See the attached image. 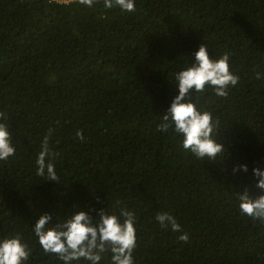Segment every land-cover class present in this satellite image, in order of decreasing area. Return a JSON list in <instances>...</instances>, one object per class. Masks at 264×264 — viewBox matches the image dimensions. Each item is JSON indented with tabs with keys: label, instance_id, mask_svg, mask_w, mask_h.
Returning a JSON list of instances; mask_svg holds the SVG:
<instances>
[{
	"label": "trees",
	"instance_id": "trees-1",
	"mask_svg": "<svg viewBox=\"0 0 264 264\" xmlns=\"http://www.w3.org/2000/svg\"><path fill=\"white\" fill-rule=\"evenodd\" d=\"M202 44L214 60L228 53L239 77L226 98L193 93L220 122L225 151L215 161L186 152L172 129L157 131L179 94L175 74ZM0 112L16 148L0 161V240L19 234L26 264H63L37 242L41 215L52 226L101 209L135 214L134 264H264V224L241 215L238 200L246 189L264 194L253 172L264 171V0H135L134 12L0 0ZM49 129L58 183L36 174ZM158 213L181 232L162 228Z\"/></svg>",
	"mask_w": 264,
	"mask_h": 264
},
{
	"label": "clouds",
	"instance_id": "clouds-1",
	"mask_svg": "<svg viewBox=\"0 0 264 264\" xmlns=\"http://www.w3.org/2000/svg\"><path fill=\"white\" fill-rule=\"evenodd\" d=\"M79 4L93 7L94 4L103 3L107 9L119 8L123 12L135 11V0H78ZM230 56L225 53L219 59H212L207 47L202 44L194 54V63L186 69L175 74L179 94L173 99L167 114L162 117L157 131L168 132L172 129L176 136L182 138V147L186 152L198 160L215 161L218 155L225 151L224 146L217 142L219 119H213L209 111H200L193 102V93L197 98L208 89L220 98L228 96V89L236 87L239 77L230 70ZM260 73L256 79H261ZM0 112V119H5ZM53 129H49L38 154L37 176L51 182H59L54 164L58 153L49 149V139ZM76 136L84 141L83 131ZM16 153L12 144L11 133L5 123H0V161H7ZM47 161V162H46ZM240 168L248 171L246 165H238L233 171ZM258 180L256 187L264 192V171L253 169ZM241 215L264 224V194L252 196L246 189L238 194ZM121 217L123 220L121 221ZM52 215L44 214L39 217L34 226V234L38 237V244L45 255L55 256L63 264H73V261L86 260L89 264H100L101 254L110 252L112 264H134L133 253L137 246L135 229L136 216L126 209L120 216L108 214L101 209L98 219L89 213L78 211L70 218L52 226ZM162 228H171L173 232H181V226L176 218L169 213H158L155 217ZM178 240L187 243L189 236L184 233ZM32 252L27 243L22 242L21 236L16 234L12 238L0 240V264H26Z\"/></svg>",
	"mask_w": 264,
	"mask_h": 264
}]
</instances>
